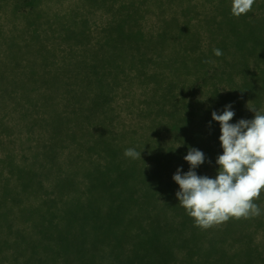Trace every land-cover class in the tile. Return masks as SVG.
Here are the masks:
<instances>
[{"label": "trees", "instance_id": "16d2710c", "mask_svg": "<svg viewBox=\"0 0 264 264\" xmlns=\"http://www.w3.org/2000/svg\"><path fill=\"white\" fill-rule=\"evenodd\" d=\"M147 1L143 5L139 0H111L108 5L111 20L104 27L103 37L91 35L89 21L88 29L85 21L80 20L77 24L73 17L58 22L51 31L58 36L60 42L69 45L72 40L83 45L88 43V49L85 45L81 51L82 57L77 54L70 58V53H64L62 63H59L54 58L59 45L56 38L50 45L45 43V28H51V23L45 27L39 22L40 15L46 16L44 1L0 0V7L9 5L13 18H22L21 32L27 36L23 37V42L9 38V43H4V49H0V54L4 53V57L0 56V109L6 110L13 106L12 109L18 110L16 106L26 99L28 107L32 105L47 113L45 119L38 120V125L57 134V139L52 136L45 146V150L50 148L44 152L47 161L42 157L38 158L40 153L34 152L28 166H18L8 156L11 161L7 165L10 177H2L5 182L0 184V264H11L9 247L13 243H17V249L11 253L13 264L20 262L17 259L24 255L26 233L32 229L35 218L47 217L50 219L49 223L55 218L54 226L51 225L56 227L55 222L60 218L83 216H88V228L95 231L100 228L127 232L137 229L135 235L150 232L163 237L178 233L168 243L150 240L152 254L136 255L137 261L145 259V264L149 259L156 262L157 256L171 257L175 262L182 261L185 247L191 248L194 243L191 239L193 233L197 234L204 250H207L206 255H203L204 261L213 257L222 264L253 262L254 255L250 254L254 249L249 244L250 234L243 231H247L250 226L247 224L252 223V220H257L258 224L264 223V217L230 219L218 227L202 230L194 225L193 219L180 206L176 197L179 186L167 171L174 167V162L184 159L190 149H197L204 153L205 162L211 165V173H217L216 158L223 150L219 142L220 125L212 120L211 114L213 111L222 114L228 105L238 111L243 110L244 97L250 99L247 92L259 90L256 89L257 77L262 80L261 85L264 87V14L258 19L253 17L250 20L247 19L248 14L233 17L230 11L231 0H206L211 2L216 13L206 10L202 12L197 7L187 5L182 7L183 13L197 14V20L210 29V45L195 55L191 50L194 42L190 40L193 37L188 36L192 34L185 32V28L189 27L188 20L180 25L174 12L167 15L168 18L160 16L169 9L166 2L150 0L152 5L158 7L159 23L152 31L144 32L140 28L144 19L143 11L150 8ZM92 2L96 5L106 3L105 0ZM58 26L61 29L59 31ZM69 48L70 52L74 51L70 46ZM170 48L171 51L167 54ZM213 49H220L223 55L215 56ZM208 54L217 57L219 72L207 69V63L210 62ZM229 54H233L232 61L229 60L232 57ZM250 57L255 63L262 62L263 67H259L254 73L243 75V67L247 66ZM147 63H154L156 67L150 72L155 83L153 97L157 96L155 111L157 115L163 113L168 118L163 122H154L152 128H156L155 125L161 128L168 126L169 132L177 138V145L173 142L161 143L158 135L152 140L140 130H134L137 135L134 133L126 142L124 132L115 136L111 129L112 114L109 112L112 108L113 91L110 84H113V80L118 81V76L124 72L125 67H134L142 72ZM237 65L241 66L240 70ZM167 69L171 74L168 78L165 74ZM238 70L241 82L230 91L220 93L213 80L221 78L232 81V75ZM184 72L194 74L202 85L208 81L211 83L209 108L201 110V106H190L187 102V87L184 76L182 77ZM20 74L26 79L23 80ZM105 75L111 77L112 83L105 80ZM63 76L66 78H62ZM41 80L48 84L47 91L40 88ZM179 83H183L181 91L176 92L175 87ZM72 84L73 87H69ZM61 87L64 89H60ZM19 89L23 90L22 96L25 98L13 95ZM12 99L16 104L7 102ZM59 101H66L67 104L62 105ZM204 118L209 120V127L203 131L197 125V120ZM85 120L96 123L95 129H88L84 124ZM190 124L195 127L192 125L190 128ZM32 126L35 125L30 124V128ZM157 131L154 130L152 135L158 134ZM84 138L88 139V146L84 145ZM60 141L70 143L71 148L79 150L77 157L90 163L81 162L64 176V173L60 174L59 169L54 167L55 163H59L55 144ZM129 148L142 150L141 159L125 157L124 152ZM83 152L90 153L89 156L94 153L96 158L87 157L86 161L80 155ZM175 168H179L182 174L181 162ZM45 178H51V197L43 183ZM9 180L13 182L12 185ZM41 193L42 198L37 199L33 205V199ZM263 196L264 191L259 198L264 202ZM260 208L264 216V205H260ZM24 219L29 221L28 230L23 225ZM180 233L188 235L185 246L176 241L181 239ZM12 235L16 236L13 240L10 239ZM235 242L243 246L232 250ZM247 245L250 246L246 247ZM176 247L184 250L180 259L173 256V248ZM98 248L100 246L94 251L99 252ZM15 254L19 257H15ZM261 259L264 260V256ZM125 260L132 262L135 258Z\"/></svg>", "mask_w": 264, "mask_h": 264}, {"label": "rangeland", "instance_id": "374dc122", "mask_svg": "<svg viewBox=\"0 0 264 264\" xmlns=\"http://www.w3.org/2000/svg\"><path fill=\"white\" fill-rule=\"evenodd\" d=\"M43 1V10H45L46 16H44V14L40 15L39 22L43 23L45 27H47L48 24L51 23V28H45L47 29V41H45V43L50 45V43L54 42V39L56 38L55 41L59 45L58 50H56L54 54V58L59 63H62V57H64V53H70V58H74L75 56H77V54L82 57L81 51L83 50L85 45H87L88 49V43L83 45L82 43H77L72 40L71 44L69 45L68 43L60 42L58 36L54 35L51 31L52 28L55 27L58 22L73 17V21H75L77 24L80 23V20L85 21L88 29L89 21L91 35L93 37H103L105 33L104 27H106L107 22L111 20V13L108 9V5L110 4L111 0H105V4L103 2L102 4L98 5L94 4L92 0ZM161 1L163 3L166 2L169 6L167 12H162L160 14L161 17L163 15L170 16V14L174 12L177 15L176 18L178 19L180 25H182L184 21L188 20L189 27L185 28V32L187 31L189 32L188 34H192L188 36L193 37L190 40L194 42L193 47L191 49L193 50V54L196 55L201 49L206 50L207 47L210 45V29L206 27L205 23H200V21L197 20V14L183 13L182 7L187 5L191 7H197L201 11L206 10L210 13H216V11L213 10V6H211V2H207L206 0ZM140 2H143V5H146V0H139V3ZM147 2L150 3V8L149 10L147 8L144 9V19H142L140 23V28L144 32L156 29L157 24L159 23V19L157 16L158 7L152 5L150 0H148ZM254 4L255 5H253L252 11L248 13V20L253 17L258 19L260 15L264 14V0H255ZM217 16L219 17L218 14ZM198 17L201 16H199L198 14ZM47 19L49 20L48 22ZM22 28V18H13L8 4H6V6L0 7L1 50L4 49V43L6 45L7 43H9V38L13 37V39L17 42H23V40L25 39L23 37L27 38V36L21 32ZM59 29L60 27L58 26V31ZM194 33H196L195 36ZM69 46L74 51L70 52ZM168 51H171V48L167 50V54H169ZM0 56L4 57V53L0 54ZM207 56L208 62L210 61L209 64L207 63V69H215L219 72V68L217 67V57H214L211 54H208ZM229 56H232L229 58V60L232 61L231 59H233V54H229ZM258 63H255L254 60L250 57L247 66L243 67V75L254 73L259 70V67H263L262 62ZM145 66L146 67L142 72L135 70L136 68L134 67H125L123 69L124 72H121L119 74L118 81L113 80V84H110L112 86L113 91V98L111 100L112 108H110L109 112L110 114H112L111 129L114 130L115 136L121 132H124L126 142H128V138L136 134L134 130H140L142 131V134H144L145 137L149 136L152 140L158 135L161 143L168 142L169 144L170 142H173L177 145V138L172 136V134L168 130L169 128H167L168 126L161 128L155 125L156 128H152L154 122H163L166 121V119L168 118L163 113L157 115L155 111L157 105V96L153 97L155 83L152 77H150V72L156 69L155 64L147 63L145 64ZM237 66L240 70L241 66ZM239 70L235 71L234 75H232V81L222 80L221 78L213 80L218 86V91H220V93H224L226 90L230 91V89L234 88V85L236 86L239 82H241L242 77ZM166 71L167 72H165V74L168 78L171 76V74L169 72V69H167ZM183 76L185 79L184 83L187 87L186 100L188 103H190V106H201V110L207 107L209 108V89L212 88L211 83H209L208 81L206 84L202 85L201 81L197 80V77L194 74H188L184 72L182 73V77ZM21 77L23 80L26 79L22 75ZM62 78L66 77L63 76ZM104 78L106 81L108 80L112 83V79L109 75H105ZM261 81L262 80H260L259 77L256 78V89L259 90H251L247 92L248 94H250V99L248 97H244V99L242 98L243 102L245 103V108L243 110L238 111L235 108H230V110H233L235 113L230 123L232 122L234 124L241 119L250 120L251 117L254 118V112L250 111L248 107H254L256 110L264 113V87L261 85ZM68 84L69 83H67V85ZM182 84L183 83H179L178 86L175 87L176 92L181 91L180 87ZM208 84L209 86H207ZM39 85L41 89L47 91L46 88L48 84H45V82L43 83V81L41 80ZM69 87L72 88L73 84L69 85ZM60 89L63 90L64 88L61 87ZM31 93L32 92L30 91L29 94ZM22 94L23 90L19 89L16 90L13 95L22 96ZM7 102L10 104H16L14 99L7 100ZM59 102L62 103V105L67 104L66 101ZM28 104L29 103L25 99L24 102H20V104L16 106L18 110L12 109L13 106L7 108L6 110L0 109V184L5 182L2 177L10 175L8 170L9 168L7 167L8 163L11 162L10 160H8L9 155L14 160L13 164L18 166H28L32 161V156L34 152L40 153L41 156H38V158L42 157L45 160L44 152L50 149L48 148L47 150H45V146L49 144V138H52L53 136L55 139H57V134H52V130H45L43 126L38 125V120L41 118L45 119L47 117V113L43 112L38 108L33 107L32 105L28 107ZM59 106L61 105L59 104ZM190 106H188V108ZM197 121H199L197 125L200 126L201 130L204 131L206 128L209 127V120H206L204 118L201 121L199 119ZM195 122L196 120L194 121V123ZM30 124L35 126H32V128H30ZM84 124L90 130L95 129L96 123H90L88 120H85ZM190 125L191 128L193 124ZM154 130H158V134H156L155 136L152 135V132ZM86 135L88 136V133ZM134 138H137V136H135ZM83 143L85 146H88V139L86 140V138H84ZM55 150L59 153V157L57 158V162L59 163H55L54 167L59 169L58 171L60 174L64 173L63 176L70 172L69 170L71 168H75L81 162H84L81 157H77L79 156V150L77 151V149L71 148L70 143L67 144L66 141L64 143H62L61 141L56 143ZM89 154L90 153L86 154L85 152H83L80 155L83 156L84 160H86L87 157H90V159L96 158L94 153L92 154V156H89ZM69 156H71V158L67 160V157ZM45 161H47V159ZM180 162L183 165L182 174L186 173L189 170L188 163L184 159L174 162V167L167 171L171 178L178 169L175 167H177ZM46 163L49 164V162ZM84 163L90 162L88 161ZM210 167L211 165L205 162L201 166H199V168L195 169V171L198 175L214 178L216 172L215 175H213L210 171ZM8 182L11 185L13 184V182H11L10 180ZM43 183L46 185L48 193H52L50 191L51 188L49 186L51 184V178H48L47 180L45 178L43 180ZM50 193L49 197L52 196V194ZM42 195L43 194L41 193L40 196L35 197L33 199L32 204H36L37 199L40 200L42 198ZM24 202L28 203L27 200H24ZM257 203L259 204V206L264 205V202L259 199L257 200ZM259 217H264L262 215V212ZM49 220L50 219L47 217L35 218L33 220L32 229L30 230V232L26 233L27 241L24 255L17 259V262L20 259V262L18 264H145V259H143L142 262H139L137 261L138 257L136 255L142 253H146L149 255L152 254L150 240H157L161 244H163L164 242L168 243V241H170V239L175 236L174 234L178 235V233H174L163 237L158 233L150 232H141V234L135 235L134 233H136L137 229L135 231L132 230V233L124 230L117 231L114 228L113 230H111V228H100L95 231L88 228V216L73 217L69 219L67 217L60 218L59 221L55 222L56 227H52V225L54 226L53 222L55 218L52 220V223H49ZM28 222L29 221L27 219H24L23 225H26L25 230H28ZM41 222L44 224H42ZM247 225L250 226L247 228V231L243 232L245 234H250L249 244L251 243V246L247 245L246 247L250 246L254 249L250 254L251 256L254 255L253 262H251V264H264V260L261 259L264 256V223L262 222L261 224H258L257 220H252V223ZM13 237L16 236L12 235L10 239L13 240ZM179 237H181V239H177L176 241L179 242L181 245H187L188 235L186 234L184 236L182 233H180ZM191 239L194 240V243L191 248H188V246L185 247V253L182 248H173V256L176 259H180L184 253L182 261L175 262L171 260V257L157 256L156 262L151 261V259L147 260L146 258V263L222 264L215 260V258L210 256V259L204 261L203 255H206L205 251L207 250H204V247L200 243L197 234L193 233ZM97 246H100L101 251L99 248V252L94 251L96 250ZM240 246L243 245L239 242H235L234 247H232L231 249L234 250ZM16 249L17 243H13L9 247L11 264L14 263L13 256L11 253H14ZM158 249H160V247ZM257 252L260 254H258ZM59 253L61 255H58ZM193 254L195 255V258L192 259ZM98 255L99 257H97ZM14 256L19 257L16 254ZM95 257H97V260H95ZM129 257L135 258V260L132 262L126 261L125 259Z\"/></svg>", "mask_w": 264, "mask_h": 264}, {"label": "clouds", "instance_id": "9594fccd", "mask_svg": "<svg viewBox=\"0 0 264 264\" xmlns=\"http://www.w3.org/2000/svg\"><path fill=\"white\" fill-rule=\"evenodd\" d=\"M255 0H231V15L239 18L252 11ZM217 57L220 49H213ZM225 106L222 114L212 112V120L220 125L219 142L222 154L216 158L215 178L195 171L205 162V155L190 149L184 160L189 170L181 174L178 168L172 179L179 186L176 197L194 225L202 230L218 227L230 219H249L261 215L255 202L264 191V113L254 107L251 120L230 123L235 113ZM140 152L129 148L125 157L141 159Z\"/></svg>", "mask_w": 264, "mask_h": 264}]
</instances>
